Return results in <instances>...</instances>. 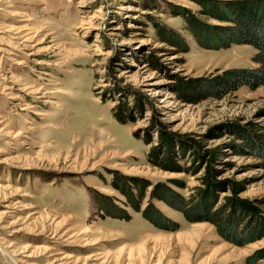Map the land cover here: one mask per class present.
I'll return each mask as SVG.
<instances>
[{
	"label": "rangeland",
	"instance_id": "374dc122",
	"mask_svg": "<svg viewBox=\"0 0 264 264\" xmlns=\"http://www.w3.org/2000/svg\"><path fill=\"white\" fill-rule=\"evenodd\" d=\"M200 9L193 0H0V264H247L264 248V238L236 245L150 196L155 183L193 195L210 168L227 181L220 202L240 182L239 197L264 211V84L181 98L200 79L261 67L252 45L201 47L182 13L210 30L230 23ZM155 22L187 51L159 40ZM134 95L144 111L119 121ZM155 118L200 144L196 174L151 162ZM149 204L175 228L147 219Z\"/></svg>",
	"mask_w": 264,
	"mask_h": 264
},
{
	"label": "trees",
	"instance_id": "16d2710c",
	"mask_svg": "<svg viewBox=\"0 0 264 264\" xmlns=\"http://www.w3.org/2000/svg\"><path fill=\"white\" fill-rule=\"evenodd\" d=\"M201 6L200 13L210 15L216 11L224 22L229 25L210 30L203 26L202 21L191 12L182 13L185 30L194 37L203 48L218 50L228 47L232 43L249 44L257 49L256 61L261 67L247 69H228L211 79H200L194 86L189 84L186 89H180L181 98L198 102L208 96L223 98L228 93L247 85L252 89L264 84V0H231L219 5L207 0H193ZM156 33L164 43L187 51L185 42L179 34L165 23H154ZM216 31V32H215ZM135 101L128 105L126 102L118 107L116 117L121 122L133 120L136 114L144 111L145 98L134 95ZM151 129L158 132V144L150 151L151 162L166 168H173L177 172L196 174L199 171L198 162L203 159L200 144L186 135L168 132L155 118ZM145 141L151 140L148 130L145 131ZM243 136L241 131H237ZM212 159H216V151H208ZM192 155L188 165L186 159ZM179 161H183L179 165ZM165 164V165H164ZM203 187L196 188L193 195L185 196L175 191L165 183H155L150 196L164 201L168 206L179 211L190 222L210 221L220 236L227 241L242 246L264 238V211L254 202L239 197L242 192L240 182H228L232 194L223 197L220 202V193L227 191L226 182L215 181V172L208 168L203 177ZM179 189H187L186 181L173 179L170 181ZM138 185L140 195L143 193L144 183ZM132 195V194H131ZM130 196V194H128ZM133 196V195H132ZM131 196L135 207L138 205ZM137 204V205H136ZM147 219L164 229H174L171 221L149 204L144 212ZM164 224V225H162ZM264 258V248L256 251L247 259V264H257Z\"/></svg>",
	"mask_w": 264,
	"mask_h": 264
}]
</instances>
